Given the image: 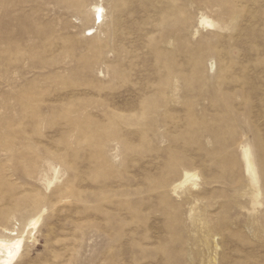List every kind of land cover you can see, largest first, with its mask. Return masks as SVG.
Masks as SVG:
<instances>
[{
    "label": "rangeland",
    "instance_id": "obj_1",
    "mask_svg": "<svg viewBox=\"0 0 264 264\" xmlns=\"http://www.w3.org/2000/svg\"><path fill=\"white\" fill-rule=\"evenodd\" d=\"M11 231L12 264H264V0H0Z\"/></svg>",
    "mask_w": 264,
    "mask_h": 264
},
{
    "label": "bare ground",
    "instance_id": "obj_2",
    "mask_svg": "<svg viewBox=\"0 0 264 264\" xmlns=\"http://www.w3.org/2000/svg\"><path fill=\"white\" fill-rule=\"evenodd\" d=\"M93 11H94L93 17H92L93 18V25L96 24L97 20H99L98 23H102V21H103V19H102V17H103L102 16V13H103L102 7L101 6H94ZM199 24L205 25L207 27L212 26L211 23H209L205 19H201ZM88 31L90 32L89 35L94 34L93 27L90 28ZM194 176L195 175H192V174H185L183 182H181L180 184H176L173 187V190L175 191L180 185L184 184L185 182H187L188 180H190ZM38 220H39V217L36 219H33L30 222V224L28 225V227L33 229V227H35L36 224L38 223ZM25 231H26V229H25ZM24 232L21 235L17 236V233L11 231L8 233V235L10 237L8 240L0 239V264H12L14 262L15 258L18 255V252L20 250L21 244L23 242Z\"/></svg>",
    "mask_w": 264,
    "mask_h": 264
}]
</instances>
